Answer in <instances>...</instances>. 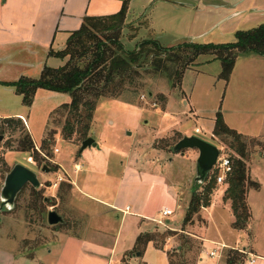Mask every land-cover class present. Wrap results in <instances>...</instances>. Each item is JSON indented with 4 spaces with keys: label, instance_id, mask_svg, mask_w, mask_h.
Returning a JSON list of instances; mask_svg holds the SVG:
<instances>
[{
    "label": "rangeland",
    "instance_id": "obj_1",
    "mask_svg": "<svg viewBox=\"0 0 264 264\" xmlns=\"http://www.w3.org/2000/svg\"><path fill=\"white\" fill-rule=\"evenodd\" d=\"M132 7L135 8L122 38L129 51L146 40L157 41L165 48L226 46L236 43L239 32L264 26V0H132ZM42 56V52L29 49L0 52V206L5 178L17 164L34 171L42 184L39 190L26 186L12 209L0 210V251L30 254L63 235L89 238L97 234L98 224L108 226L104 221L109 214L101 213L105 207L92 198L113 201L126 179L127 167L136 166L137 162L149 175L181 183L178 186L182 190H176V202L170 190H155L149 205L150 217L159 218L164 208L173 210L174 215L162 224L148 223L149 232L172 230L180 234L195 189L199 153L186 150L176 154L173 146L184 137H198L218 146L224 157L230 160L236 157L230 145L214 136L217 115L222 113L231 129L262 143L249 144L248 160L250 179L260 188L249 192L252 219L248 229L235 230L232 206L229 209L222 198L215 199L217 187L227 191L228 184H216L212 195L215 206L211 210L202 209L196 224L187 229L196 237L204 236L207 244H198L186 258L189 264H198L202 257L201 264H227V255L233 249L241 256L239 264H247L251 258L239 249L264 256V62L260 57L241 56L230 86L220 79L222 63L212 56H201L178 80L174 77L145 81V90L151 94L143 91L134 104L101 99L89 133L98 148L81 153V143L71 144L57 137L49 157L45 158L41 145L46 139L50 114L71 97L40 89L32 107L27 108L13 86L22 78L39 80L46 65L60 68L66 63L54 57H48L46 63L43 59L42 63ZM231 99L234 111L229 108ZM18 115L24 116L20 118L23 127L35 143V151L30 153L18 149L22 124L5 120ZM38 153L42 158H38ZM76 165L81 167L78 172ZM44 166L50 169L49 173L43 172ZM59 177L64 181L53 189ZM71 179L83 195L74 192ZM204 189L202 186L199 193ZM50 211L62 216L64 224L50 226ZM125 217L123 235L128 237L136 232L137 219ZM110 220L107 234L112 241L119 222L116 216ZM180 243V237L174 236L164 244V252L150 246L144 257L133 258L132 264L142 261L168 264V254ZM220 244L229 248L224 258L220 261L209 258L208 254Z\"/></svg>",
    "mask_w": 264,
    "mask_h": 264
},
{
    "label": "trees",
    "instance_id": "obj_2",
    "mask_svg": "<svg viewBox=\"0 0 264 264\" xmlns=\"http://www.w3.org/2000/svg\"><path fill=\"white\" fill-rule=\"evenodd\" d=\"M129 12V1L116 15L86 18L81 29L73 32L64 49L51 51L50 57L66 61L60 68L45 66L41 78H22L13 86L22 98L23 105L31 108L40 89L67 94L69 102L61 104L49 117L46 139L41 145L45 158L49 157L57 137L71 144L84 142L89 138L97 106L101 99L109 98L134 104L146 91L145 81L159 79H180L183 71L193 66L201 56H212L222 63L220 79L229 82L238 59L244 55L264 57V26L248 32H239L237 41L226 46L183 45L165 48L157 41L146 40L129 51L122 42L123 32ZM178 82V81H177ZM147 94H151L146 91ZM7 122H19L20 118H8ZM22 124L18 149L21 152L35 151L34 140ZM216 139L233 149L232 173L227 179L228 189L224 201L229 202L235 216V230L248 229L252 213L248 204L251 190H259L260 185L249 176V144H262L257 138H246L231 129L218 113L214 130ZM175 146V145H174ZM173 146V148H174ZM37 151V150H36ZM38 158H42L38 153ZM10 173V172H9ZM216 180L210 176L203 184H195L191 202L183 221L181 233L168 230L166 233L148 232L138 237L131 257H143L149 244L164 250L168 239L179 236V247L168 254L169 264H189L186 255L199 244L187 229L196 224L202 209L210 208ZM205 186L204 192L199 189ZM5 209V208H4ZM198 219V218H197ZM200 240V242H198ZM128 257V256H127ZM125 257L122 264H129ZM241 263V256L235 251L227 255V264Z\"/></svg>",
    "mask_w": 264,
    "mask_h": 264
},
{
    "label": "crops",
    "instance_id": "obj_3",
    "mask_svg": "<svg viewBox=\"0 0 264 264\" xmlns=\"http://www.w3.org/2000/svg\"><path fill=\"white\" fill-rule=\"evenodd\" d=\"M126 1H129L128 20L135 8L132 7V0H0V52L26 49L42 52V63H44L43 59L46 63V59L51 58L50 52L64 49L70 35L81 29L86 18L116 15L123 9ZM149 1L153 0H145V2ZM258 57L264 62V57ZM240 61L241 58L237 61L231 79L227 83L229 86L239 68ZM229 108L234 111L232 99ZM18 118L23 119L24 116L18 115ZM223 118L226 123V118L224 116ZM75 167L77 172L81 169L79 165ZM143 167L138 162L136 166L127 167L126 179L120 185L113 201L105 202L98 198H92L93 202L103 204L101 206L105 207L101 213L109 214V221L107 219L104 221L108 222L106 223L108 226L113 216H116L119 222L112 241L109 240V234H107L109 227L98 224L100 229L96 232L97 234L90 235L89 238L80 235H63L52 244L43 246L42 250H36L30 254H11L1 250L0 264H122L127 256L129 264H132L133 258H140L138 256L131 257L135 251L138 237L149 232V221L160 223L161 212L164 209H169H162L159 212V218L150 217L149 205L155 190L157 188L170 190L175 202L177 201L176 190H182L181 186H178L181 183L176 180H169L155 174L149 175L148 171L142 169ZM63 181L64 178L59 177L58 182L52 185V188H57ZM71 185L74 192L83 195L76 187L75 181L72 180ZM224 190L226 191V189L222 190L217 187L215 199L216 197L222 198L224 205L231 209V204L224 201ZM215 202L208 208L209 210L215 206ZM125 216L137 219V230L128 237L123 235ZM233 219L235 221L234 214ZM200 239L204 244H207V239L204 236H201ZM150 246L156 249L152 243L147 248ZM243 251L247 256H254L253 264H264V256H258L253 250L251 252ZM202 262L203 257L198 264ZM142 264L147 263L142 261Z\"/></svg>",
    "mask_w": 264,
    "mask_h": 264
},
{
    "label": "water",
    "instance_id": "obj_4",
    "mask_svg": "<svg viewBox=\"0 0 264 264\" xmlns=\"http://www.w3.org/2000/svg\"><path fill=\"white\" fill-rule=\"evenodd\" d=\"M1 140H3L1 138ZM98 148L97 142L93 138H88L81 144V153L87 149ZM186 150H196L199 153L197 161L195 184H203L210 176L211 172L220 157V149L218 146L206 142L198 137H184L173 148L176 154ZM43 172L49 173L50 169L47 166L42 168ZM31 185L34 189H41L42 184L38 175L25 167L17 164L7 174L3 188L1 190L2 203L0 210L4 208L12 209L15 205L18 195L22 190ZM64 218L55 211H50L48 214V224L50 226H58L64 224ZM139 257V255H137Z\"/></svg>",
    "mask_w": 264,
    "mask_h": 264
},
{
    "label": "built area",
    "instance_id": "obj_5",
    "mask_svg": "<svg viewBox=\"0 0 264 264\" xmlns=\"http://www.w3.org/2000/svg\"><path fill=\"white\" fill-rule=\"evenodd\" d=\"M232 173V162L229 158L224 157L222 154H220V157L218 158V161L216 165L214 166V169L211 172V176H213L216 180L217 185H225L227 183L228 177ZM129 210V209H127ZM126 213V212H125ZM174 215V211L171 209H164L161 212V221L160 224H162V221L164 219L169 218L170 216ZM229 249L226 245H218L216 249L212 250L208 257L211 259H215L217 261H220L225 256V250ZM239 252L246 253L245 251L239 250ZM254 256H251L249 259V262L247 264H253Z\"/></svg>",
    "mask_w": 264,
    "mask_h": 264
}]
</instances>
